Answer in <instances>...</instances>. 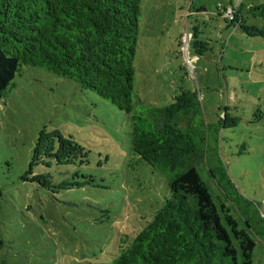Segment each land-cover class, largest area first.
<instances>
[{
    "label": "rangeland",
    "instance_id": "obj_1",
    "mask_svg": "<svg viewBox=\"0 0 264 264\" xmlns=\"http://www.w3.org/2000/svg\"><path fill=\"white\" fill-rule=\"evenodd\" d=\"M238 3L261 21L247 12L264 0H141L134 105L165 106L182 86L196 91L206 124L240 118L220 128L219 158L196 169L216 205L248 225L254 264H264V39L225 24L221 11ZM194 25L208 42L203 55L189 46ZM130 132L129 114L95 92L23 66L0 99V264H109L119 233H134L169 195L166 176L131 150ZM37 137L85 148L82 164L57 166L81 187L53 193L22 181Z\"/></svg>",
    "mask_w": 264,
    "mask_h": 264
},
{
    "label": "trees",
    "instance_id": "obj_2",
    "mask_svg": "<svg viewBox=\"0 0 264 264\" xmlns=\"http://www.w3.org/2000/svg\"><path fill=\"white\" fill-rule=\"evenodd\" d=\"M242 9L238 3L220 15L227 26L264 39V3L247 12L259 23ZM140 13L141 0H0V99L26 65L71 79L129 114L131 150L166 176L169 195L134 233H119L109 264H254L257 244L248 225L216 205L196 169L207 157L219 158L220 128L235 126L240 118L206 124L196 91L182 86L165 106L144 105L138 98L135 108ZM198 26L189 46L203 55L209 46ZM84 150L72 137H37L21 179L53 193L81 187L77 173L65 177L66 170L58 172L57 166L82 164ZM39 165L45 168L36 171ZM220 170L228 176L225 168L215 173ZM232 190L239 195L233 183Z\"/></svg>",
    "mask_w": 264,
    "mask_h": 264
}]
</instances>
